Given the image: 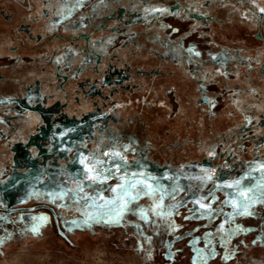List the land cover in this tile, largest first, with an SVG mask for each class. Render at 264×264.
I'll use <instances>...</instances> for the list:
<instances>
[{
  "label": "rangeland",
  "instance_id": "obj_1",
  "mask_svg": "<svg viewBox=\"0 0 264 264\" xmlns=\"http://www.w3.org/2000/svg\"><path fill=\"white\" fill-rule=\"evenodd\" d=\"M256 9L0 0V264H264V195L234 209L237 189L218 187L255 184L259 172L244 178L264 161ZM113 151L160 190L91 219L75 202L91 189L60 194L77 189L82 156Z\"/></svg>",
  "mask_w": 264,
  "mask_h": 264
},
{
  "label": "snow or ice",
  "instance_id": "obj_2",
  "mask_svg": "<svg viewBox=\"0 0 264 264\" xmlns=\"http://www.w3.org/2000/svg\"><path fill=\"white\" fill-rule=\"evenodd\" d=\"M77 3H79V0H77ZM71 11L72 9L69 8V14ZM79 163L82 165L80 175L83 179L78 183L77 189H68L62 192L60 198L64 196H69L70 198L76 197L78 193L85 192V186L91 189L93 194L79 195L75 200L76 203L83 201L87 205L84 214L91 219H96L98 216H108L109 219H112L110 213L113 212L118 218L128 211L129 206L141 195H150L160 190L158 183L156 187L147 183L148 180H155V177H145L142 171L129 172L130 166L119 152H101L99 155L93 153L89 156H82ZM120 172L123 174L117 177L116 173ZM253 172L261 174L258 180L252 176ZM113 178L118 181L115 186L103 187L109 179ZM208 179H212V177L209 176ZM244 179L256 180V183L250 186H242V180L238 179L233 184L218 185V187L237 189L230 194L232 196L230 203L234 209L246 208L250 202H253V197L257 191H260L261 195H264V161L255 167L250 166V171ZM105 192L111 195L105 197L103 195ZM226 203H229V201H226ZM201 206L204 207L203 204ZM156 207L158 208L159 205H156ZM88 208L96 209V213L89 212ZM105 209L108 211H104ZM141 216L144 217L143 211H141ZM193 264H195V259Z\"/></svg>",
  "mask_w": 264,
  "mask_h": 264
},
{
  "label": "flooded vegetation",
  "instance_id": "obj_3",
  "mask_svg": "<svg viewBox=\"0 0 264 264\" xmlns=\"http://www.w3.org/2000/svg\"><path fill=\"white\" fill-rule=\"evenodd\" d=\"M56 11V6L54 5L53 7H52V10H51V16L50 17H52L53 15H54V12ZM53 13V14H52ZM49 14V15H50ZM254 14L261 20V27H262V20L264 19V11H262V9H256V10H254ZM196 19L197 20H199V21H201V19L202 18H204L202 15L200 16V15H198L197 13H196ZM202 21H204V19H202ZM62 37V36H61ZM34 48H35V46H33ZM33 49V48H32ZM48 51H49V49H47V51H46V53H48ZM0 59H4V60H6L7 59V56H0ZM104 131H105V129H103ZM101 132V131H100ZM83 178H82V176H81V180H82Z\"/></svg>",
  "mask_w": 264,
  "mask_h": 264
},
{
  "label": "trees",
  "instance_id": "obj_4",
  "mask_svg": "<svg viewBox=\"0 0 264 264\" xmlns=\"http://www.w3.org/2000/svg\"><path fill=\"white\" fill-rule=\"evenodd\" d=\"M197 14H198V13H197ZM198 15H201V14L199 13ZM202 19H205V17L202 18ZM202 19H201V21H199V20H197V21L200 22V23H204V22L202 21ZM58 39H62V37H58ZM50 43L52 44V42H50ZM48 44H49V43H48ZM209 138H210V137H209ZM155 154H157V153H155L154 151H152V152L147 153V154L145 155V157H146V159H148V161H152V160L156 157Z\"/></svg>",
  "mask_w": 264,
  "mask_h": 264
}]
</instances>
